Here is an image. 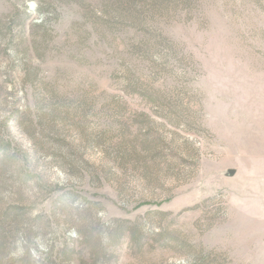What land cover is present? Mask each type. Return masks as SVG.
Here are the masks:
<instances>
[{
  "label": "rangeland",
  "instance_id": "1",
  "mask_svg": "<svg viewBox=\"0 0 264 264\" xmlns=\"http://www.w3.org/2000/svg\"><path fill=\"white\" fill-rule=\"evenodd\" d=\"M0 264H264V0H0Z\"/></svg>",
  "mask_w": 264,
  "mask_h": 264
},
{
  "label": "water",
  "instance_id": "2",
  "mask_svg": "<svg viewBox=\"0 0 264 264\" xmlns=\"http://www.w3.org/2000/svg\"><path fill=\"white\" fill-rule=\"evenodd\" d=\"M235 174L234 170H229L226 174V177H232Z\"/></svg>",
  "mask_w": 264,
  "mask_h": 264
},
{
  "label": "trees",
  "instance_id": "3",
  "mask_svg": "<svg viewBox=\"0 0 264 264\" xmlns=\"http://www.w3.org/2000/svg\"><path fill=\"white\" fill-rule=\"evenodd\" d=\"M87 239V238H86ZM87 240H85V242H86Z\"/></svg>",
  "mask_w": 264,
  "mask_h": 264
}]
</instances>
